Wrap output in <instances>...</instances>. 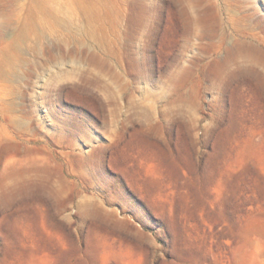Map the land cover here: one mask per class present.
Returning a JSON list of instances; mask_svg holds the SVG:
<instances>
[{
	"label": "rangeland",
	"instance_id": "obj_1",
	"mask_svg": "<svg viewBox=\"0 0 264 264\" xmlns=\"http://www.w3.org/2000/svg\"><path fill=\"white\" fill-rule=\"evenodd\" d=\"M81 1L0 0V264H264V0Z\"/></svg>",
	"mask_w": 264,
	"mask_h": 264
},
{
	"label": "bare ground",
	"instance_id": "obj_2",
	"mask_svg": "<svg viewBox=\"0 0 264 264\" xmlns=\"http://www.w3.org/2000/svg\"><path fill=\"white\" fill-rule=\"evenodd\" d=\"M35 1V0H34ZM43 1V0H42ZM56 1V0H55ZM30 2V0H29ZM43 3V2H42ZM47 4V3H46ZM61 4H63V7H58V11L61 13L60 16L57 18V23H61L66 27V30L69 32H84L88 36H93V32H96V30L92 27V19L98 17V13L96 12V5H86L81 0H61ZM104 6H108L106 2H102ZM42 5V4H41ZM33 6V5H32ZM57 6V5H56ZM55 6V7H56ZM40 7V6H39ZM55 9V8H54ZM71 10V11H69ZM47 11V10H46ZM53 11V10H52ZM51 9L48 10V13H51ZM46 14V13H45ZM49 15V14H48ZM58 15V14H57ZM81 15V16H80ZM31 17V16H30ZM54 17V16H53ZM47 18V16H46ZM55 18V17H54ZM49 20V19H48ZM47 20V21H48ZM42 21V20H40ZM39 21V22H40ZM34 22V21H32ZM230 25V24H229ZM48 26V25H47ZM219 26V25H218ZM1 27V25H0ZM63 27V26H62ZM230 28V27H229ZM36 30V29H35ZM219 30V29H218ZM221 30V28H220ZM217 31V29H216ZM234 32H239V28H233ZM214 32V31H213ZM222 32V30H221ZM232 32V31H231ZM61 33V32H60ZM52 34V32H51ZM56 34V33H55ZM62 34V33H61ZM65 34V33H64ZM66 35V34H65ZM68 35V34H67ZM72 35V34H71ZM21 36V35H20ZM57 36V35H56ZM63 36V35H62ZM48 37V36H47ZM69 38V37H68ZM94 38V37H92ZM104 38V37H103ZM27 39V38H25ZM61 39V37H60ZM116 40V39H115ZM22 41V40H21ZM68 41V40H67ZM66 41V42H67ZM7 42V41H5ZM20 42V41H19ZM55 42V41H54ZM22 43V42H21ZM61 43V41H60ZM6 44V43H5ZM1 45V44H0ZM34 45V44H33ZM121 46V44H120ZM63 47V46H62ZM57 48V47H56ZM92 51V50H91ZM85 52V51H84ZM121 52V51H120ZM18 55V53H17ZM71 56V55H70ZM68 56V57H70ZM17 57V56H16ZM73 57V56H72ZM77 57V56H76ZM18 58V57H17ZM48 58V56H47ZM18 60V59H17ZM20 61V60H19ZM24 62V61H23ZM6 66V65H5ZM8 67V66H7ZM76 70V69H75ZM74 70V71H75ZM80 70V69H79ZM9 71V70H7ZM73 71V70H72ZM78 71V70H77ZM10 72V71H9ZM89 72V71H88ZM90 75V74H89ZM101 76V75H100ZM74 78V76H73ZM98 78V77H97ZM106 84V83H104ZM6 93V92H5ZM8 94V93H7ZM11 109V108H10ZM7 143V142H6ZM17 152V147L14 144L7 143L1 147L2 154H7L9 152Z\"/></svg>",
	"mask_w": 264,
	"mask_h": 264
}]
</instances>
